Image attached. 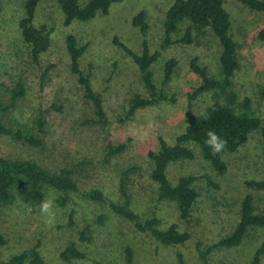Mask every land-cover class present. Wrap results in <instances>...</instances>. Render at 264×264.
I'll return each instance as SVG.
<instances>
[{
  "label": "rangeland",
  "instance_id": "1",
  "mask_svg": "<svg viewBox=\"0 0 264 264\" xmlns=\"http://www.w3.org/2000/svg\"><path fill=\"white\" fill-rule=\"evenodd\" d=\"M27 1L0 0V121L13 130L21 126L35 134L41 145L30 147L0 136V158L33 161L52 173L72 169L77 191L52 189L45 195L44 200L54 202L51 222L41 213V204L0 206V234L8 241L0 248V262L41 243L47 264H124L130 258L135 264H249L264 247V227L250 230L235 248L211 247L236 228L247 196L264 212V192L248 186L264 180L263 130L253 133L238 152L222 154L228 166L223 176L214 173L199 153L194 161L169 165L167 177L172 185L184 177L197 179L193 187L199 194L198 209L190 221L181 220L175 202L159 199L150 155L159 153L162 140L173 144L185 132L188 113L202 117L220 97L226 103L225 96L235 95L233 106L258 118L264 129V101L259 96L264 87V42L258 37L264 29V15L249 10L240 0H224L231 35L240 47L241 68L232 91L192 97L203 82L198 70L220 80L222 49L210 32L195 33L192 44L177 42L186 26L167 35V14L177 0H114L107 14L70 25L64 23L60 0H39L34 25L45 27L51 35L50 50L40 66L31 59L18 30ZM90 1L80 0V4ZM140 14H145L146 34L134 26ZM72 37L84 48L78 69L102 98V120L72 72L67 48ZM144 53L157 55L151 67L156 102L122 124L117 119L127 116L123 111L135 97H149L132 61ZM172 62L176 65L164 84ZM19 88L23 94L18 98ZM244 102L245 109H241ZM41 115L45 125L40 132ZM62 199L68 203L62 206ZM115 207L134 213L141 222L156 220L161 231L176 226L189 238L166 246L115 214ZM82 235L87 241H81ZM76 244L86 257L63 262L60 253Z\"/></svg>",
  "mask_w": 264,
  "mask_h": 264
},
{
  "label": "trees",
  "instance_id": "2",
  "mask_svg": "<svg viewBox=\"0 0 264 264\" xmlns=\"http://www.w3.org/2000/svg\"><path fill=\"white\" fill-rule=\"evenodd\" d=\"M112 2L114 0H91L83 6L80 4V0H60L59 5L64 16L65 25H70L75 21L89 22L96 18L99 13L107 14ZM240 2L249 10L264 15V0H240ZM38 3L39 0H28L24 3V17L18 21V30L22 42L29 49L31 59L35 65L40 66L42 56L50 50L51 35L45 27L34 25ZM224 3V0H177L167 14L165 24L167 35L178 33L183 26H186L184 35H179L177 42L192 44L195 41V33L201 35L210 32L222 49L220 80L210 78L205 70H198L203 82L192 97L210 92H213L215 96H221L228 91H232L233 80L240 71V47L231 35V18L224 7ZM134 26L140 27L142 33L146 34L148 26L145 14L136 17ZM258 37L264 42V29L260 31ZM67 48L73 63L72 72L78 76L79 82L84 86L86 98L92 102L96 115L102 120L105 118L102 98L94 92L92 86L78 69V63L84 53V48H79L77 40L73 37L67 40ZM132 58V61L140 70L150 98L144 99L136 96L130 108L123 111V114L127 113V116L122 115L119 117L120 119H117V122L122 124L130 121V115L132 116L142 109L153 106L157 96V87L154 85L153 73L151 72V67L156 62L157 55L144 53V55H135ZM175 65L174 62L169 64L164 84L168 83L170 71ZM22 94L23 89L19 88L16 95L19 98ZM231 96H225L226 103H221L220 97V101L211 104L202 117L194 118L188 113L186 115L187 127L185 132L178 136L173 144H168L162 140L159 153L150 155L152 179L158 187L159 199L175 202L183 221H190L189 218L193 211L198 209L199 194L197 189L193 187L197 179L195 177H184L178 181L177 185H172L167 177L169 165L180 161H194L199 153L201 159L210 165L214 173L223 176L227 173L228 166L222 154H234L247 144L253 133L261 130L264 133L262 122L245 111L237 110L233 106L237 97L235 95ZM259 96L264 101V87L260 89ZM245 105L246 102L243 106L241 105V109H245ZM44 125L45 119L41 115L38 120L40 132L43 130ZM210 130L227 142L224 149L219 153H215L205 143L208 139L207 133ZM0 136L9 137L12 141L24 143L30 147H40L41 145V140L36 139L35 134L27 133L21 126H18L17 130H13L1 121ZM72 174V169H63L57 173H52L33 161H18L1 157L0 206L8 208L18 203V207L21 208L20 206L41 204L45 195L52 189L63 192L77 191ZM248 186L264 192V180L248 183ZM67 203L68 200L66 199H62L60 202L62 206ZM120 208L115 207L114 213L133 221L140 233H146L148 237L154 238L166 246L184 243L189 238L187 233H180L176 226L169 228L167 231H161L157 229L158 222L156 220L141 222L134 213L126 212ZM261 227H264V212H259L254 199L247 196L243 200L240 221L236 228L228 236L213 245L211 249L235 248L240 245L250 230ZM81 241H87L83 235ZM7 243L6 237L0 234V248L7 245ZM40 246L41 243H37L33 248L14 255L9 260L0 262V264H47ZM263 255L264 247L257 250L249 264H261ZM85 257L84 253L78 250L77 244L69 245L60 253L63 262L83 260ZM124 264L135 263L130 258Z\"/></svg>",
  "mask_w": 264,
  "mask_h": 264
},
{
  "label": "clouds",
  "instance_id": "3",
  "mask_svg": "<svg viewBox=\"0 0 264 264\" xmlns=\"http://www.w3.org/2000/svg\"><path fill=\"white\" fill-rule=\"evenodd\" d=\"M208 139L205 141L215 153L221 152L226 146V141L221 139L214 131L210 130L207 133ZM54 202L51 199H45L40 205V211L43 215L49 218V222L54 219L55 213L53 211Z\"/></svg>",
  "mask_w": 264,
  "mask_h": 264
}]
</instances>
